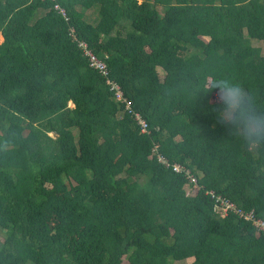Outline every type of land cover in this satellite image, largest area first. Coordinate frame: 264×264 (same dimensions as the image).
<instances>
[{"label": "trees", "instance_id": "16d2710c", "mask_svg": "<svg viewBox=\"0 0 264 264\" xmlns=\"http://www.w3.org/2000/svg\"><path fill=\"white\" fill-rule=\"evenodd\" d=\"M58 2L0 0V264H264V0Z\"/></svg>", "mask_w": 264, "mask_h": 264}, {"label": "built area", "instance_id": "2783aa9c", "mask_svg": "<svg viewBox=\"0 0 264 264\" xmlns=\"http://www.w3.org/2000/svg\"><path fill=\"white\" fill-rule=\"evenodd\" d=\"M51 2V8L56 11L63 20H67L66 12L63 7L60 6L58 0H49ZM70 38L74 41L75 45L81 51L83 57H85L87 65L89 68L96 71L101 77H103L104 83L108 86V89L112 92L114 99L121 101L124 105V109L130 115L134 124L137 125L139 132L144 133L147 131V124L145 120L137 113L131 110L129 102L123 97L119 86L107 76V69L105 63L97 58L87 45L82 40L75 37L73 29L69 28ZM152 155L155 157L156 161L161 163L164 167H170V169L175 173H181L188 180L189 183L195 184V178L190 172L183 166L172 162L170 163L166 158H164L160 153L157 152L156 148L152 149ZM207 194L213 199V210L221 216H226L228 213L234 214L237 218L244 221H248L256 230L264 233V220L255 217L253 211H244L237 207L229 199L222 197L220 195H214L211 191H207Z\"/></svg>", "mask_w": 264, "mask_h": 264}, {"label": "rangeland", "instance_id": "374dc122", "mask_svg": "<svg viewBox=\"0 0 264 264\" xmlns=\"http://www.w3.org/2000/svg\"><path fill=\"white\" fill-rule=\"evenodd\" d=\"M84 13H85V15H89V11H85ZM250 41H251V44L253 46L258 47L260 49V53L261 54H264V42H259V41H256V40H250ZM187 191H188L189 194H193V192H194V190H192L190 188L187 189ZM1 240H2V232H0V241ZM190 261H191V258L185 259V260H182V261L173 262L172 264H188Z\"/></svg>", "mask_w": 264, "mask_h": 264}, {"label": "clouds", "instance_id": "9594fccd", "mask_svg": "<svg viewBox=\"0 0 264 264\" xmlns=\"http://www.w3.org/2000/svg\"><path fill=\"white\" fill-rule=\"evenodd\" d=\"M211 87L217 89L216 91L212 92V97H213L214 100L219 102L223 98V89L215 87L214 85H212Z\"/></svg>", "mask_w": 264, "mask_h": 264}]
</instances>
